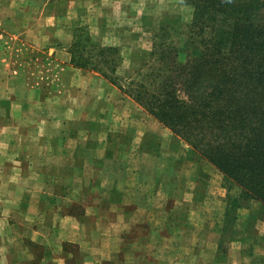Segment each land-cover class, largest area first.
<instances>
[{
	"label": "crops",
	"instance_id": "crops-1",
	"mask_svg": "<svg viewBox=\"0 0 264 264\" xmlns=\"http://www.w3.org/2000/svg\"><path fill=\"white\" fill-rule=\"evenodd\" d=\"M116 1L96 4L113 7ZM135 1H141L134 7L145 24L149 0ZM70 4L52 2L49 18L67 17V24L83 19ZM159 10V24H179V14ZM63 40L49 39V54L62 63L49 83L0 71V92L24 93L14 100L18 113L0 125V264H247L235 258L245 234H235L232 247L221 249L226 207L217 193L197 186L195 151L182 147L180 136L159 127L156 118L155 138L142 120L136 135L121 130V144L117 133L100 132L95 110L107 105L114 85L74 66ZM150 57L147 49L129 56L124 76ZM11 79L13 87H4ZM130 117L118 122L128 124ZM35 245L42 249L39 262Z\"/></svg>",
	"mask_w": 264,
	"mask_h": 264
},
{
	"label": "trees",
	"instance_id": "trees-1",
	"mask_svg": "<svg viewBox=\"0 0 264 264\" xmlns=\"http://www.w3.org/2000/svg\"><path fill=\"white\" fill-rule=\"evenodd\" d=\"M183 2L194 8L191 33L179 28L186 36L184 59L180 39H153L150 60L126 80L118 71L120 48L78 26L72 63L127 92L208 159L236 185L238 194L229 198L237 207L250 199L264 202V0ZM191 35L204 39L190 46L192 53ZM187 54L194 57L185 62Z\"/></svg>",
	"mask_w": 264,
	"mask_h": 264
},
{
	"label": "rangeland",
	"instance_id": "rangeland-1",
	"mask_svg": "<svg viewBox=\"0 0 264 264\" xmlns=\"http://www.w3.org/2000/svg\"><path fill=\"white\" fill-rule=\"evenodd\" d=\"M56 1L59 0H0V71L6 74L11 73L9 74L10 78L11 76L16 78L15 75H25L24 78L19 79L22 81L28 79L27 75L31 74L34 76L32 79L34 84L51 82L53 77H56L62 63L60 59L57 60L55 56L49 54V39H66V42L63 40L60 44L63 45L64 43L69 51L77 36L76 28L78 26H82L85 31L90 32L92 38L100 43H102V39H125L127 44L124 47H119L123 56V64L118 70L121 75L126 73L125 60L132 54L139 53L141 49L151 50L153 39H157L156 41L161 39H183L182 42L178 41V43L184 47L186 46V36H181L179 28H182V32L188 33L191 31L189 26L193 19L194 8L189 4H185L183 0H162L160 4V0H149L148 9L150 11H147L145 24L139 22L137 17H141L142 13H139V10L134 7L135 4H140L141 1L117 0L111 7L110 5L96 4L97 0H70V6L75 9L76 18L79 14H83V19L70 24L66 22L68 21L67 17L57 22L49 18V14L52 13L49 12V4ZM157 8L163 14H179L180 16L177 18L179 24H175V27L172 24H159L157 20H161V15L157 11L155 12ZM106 22L110 24L109 27L104 26ZM260 23L263 24L264 22L260 20ZM163 25L165 28L160 27ZM99 28L105 29V36L101 34ZM189 39L187 48H190L191 53L195 52L192 48L199 47L200 42L204 40L200 35H191ZM181 50L182 57H180L184 59L182 46ZM193 57L187 54L185 62ZM86 71L91 72V70ZM132 75L128 76L126 80ZM103 78L106 79L104 76ZM106 80L113 84L108 79ZM14 83L15 80L11 79L7 81V85L4 87H13L12 84ZM21 94L24 93L8 89L0 92V125L14 118V113H18L19 105L14 100L20 99ZM25 94L26 96H34L36 93L28 92ZM57 94L61 95L59 92ZM106 100L107 105L103 103L101 107H98V110H95V116L100 118L98 121L100 132L112 131L113 134L117 133V144H121L122 142L119 140L121 130H127L130 136L133 133L136 135V132L141 130L142 124H140V121L142 120L149 127L150 137L155 138L154 134L159 126H157V123L156 125L153 124V122L155 123V117L149 114L127 92L114 85ZM129 115L132 116L130 117L132 121H128V124H125L122 120H119L120 123L118 122L120 117ZM162 124L159 127L163 126L166 131H171ZM179 139L182 141V147H191L197 156V159L193 162L197 186L201 189H207V194H211L213 197L217 193L220 199L224 201L227 209L229 197H231L229 195L235 196L238 194L236 185L231 181H227L219 169L200 155L193 146L182 138L179 137ZM126 142H128V145L130 144L129 140ZM155 145H152L151 149H154L153 146ZM159 146L166 148L162 144H159ZM197 170L199 171L198 174L200 172L206 173L204 182H201V177L205 174L198 175ZM229 186L234 187L229 190ZM234 199L230 200V205H233L228 213H225V224L222 240L220 241L221 249L225 250L228 246L229 248L232 247L231 238L235 234H245L246 239L239 242L241 251L235 254V258L244 260L247 264H264V202L250 199L237 207ZM217 201L220 202V200ZM217 201L213 204L216 209L219 208V202ZM253 244L256 245L253 246ZM33 251L38 256L37 260L39 262L42 256L41 247L35 245ZM73 256L75 258L76 254H73Z\"/></svg>",
	"mask_w": 264,
	"mask_h": 264
}]
</instances>
